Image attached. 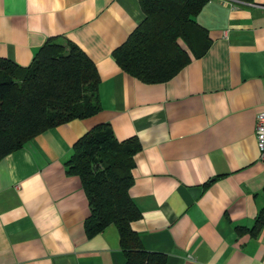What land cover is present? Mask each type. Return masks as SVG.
Wrapping results in <instances>:
<instances>
[{
	"label": "crops",
	"instance_id": "0c3cea01",
	"mask_svg": "<svg viewBox=\"0 0 264 264\" xmlns=\"http://www.w3.org/2000/svg\"><path fill=\"white\" fill-rule=\"evenodd\" d=\"M209 0L195 17L210 44L171 79L144 83L113 51L141 23L138 0H0V57L26 66L59 36L99 76L100 110L51 127L0 160V264H123L114 225L88 238V200L65 172L74 142L99 123L136 136L129 195L142 247L166 264H264V0Z\"/></svg>",
	"mask_w": 264,
	"mask_h": 264
},
{
	"label": "trees",
	"instance_id": "16d2710c",
	"mask_svg": "<svg viewBox=\"0 0 264 264\" xmlns=\"http://www.w3.org/2000/svg\"><path fill=\"white\" fill-rule=\"evenodd\" d=\"M208 1L138 0L144 18L113 51L116 63L147 84L174 77L209 47L207 31L195 20ZM98 85L93 61L59 36L49 37L29 65L0 57V160L51 127L97 113ZM140 149L136 136L118 140L109 123H99L74 142L65 172L79 177L87 197L89 215L83 224L88 238L114 225L123 264H166L165 254L144 249L131 228L141 217L129 195ZM263 224L264 206L251 228L236 230L254 235Z\"/></svg>",
	"mask_w": 264,
	"mask_h": 264
},
{
	"label": "built area",
	"instance_id": "2783aa9c",
	"mask_svg": "<svg viewBox=\"0 0 264 264\" xmlns=\"http://www.w3.org/2000/svg\"><path fill=\"white\" fill-rule=\"evenodd\" d=\"M228 2H234L239 0H224ZM247 3H252V1L244 0ZM255 136H256V144L258 151L260 153V157H264V110H261L256 115L255 122Z\"/></svg>",
	"mask_w": 264,
	"mask_h": 264
}]
</instances>
